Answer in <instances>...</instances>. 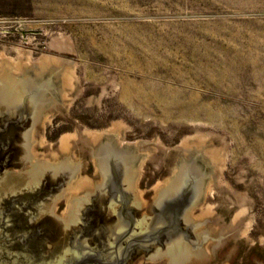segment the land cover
<instances>
[{"label": "rangeland", "instance_id": "rangeland-1", "mask_svg": "<svg viewBox=\"0 0 264 264\" xmlns=\"http://www.w3.org/2000/svg\"><path fill=\"white\" fill-rule=\"evenodd\" d=\"M75 63L83 89L44 131L56 144L77 125L123 142L172 149L218 134L228 187L252 203L245 237H264V0H0V52ZM133 264H169L168 258Z\"/></svg>", "mask_w": 264, "mask_h": 264}, {"label": "water", "instance_id": "water-1", "mask_svg": "<svg viewBox=\"0 0 264 264\" xmlns=\"http://www.w3.org/2000/svg\"><path fill=\"white\" fill-rule=\"evenodd\" d=\"M11 52L17 57L0 52V124L19 122L21 128L10 146L13 153L0 161V199L33 194L47 178L58 185L50 203L34 205L36 217L53 211L62 229H74L84 224L87 207L100 205L111 218L102 245L75 240L74 234L54 264H133L139 258L264 264V237L258 243L245 237L252 199L222 178L227 148L218 134L185 139L166 150L155 134L152 143L123 142L131 129L115 122L102 133L77 125L73 136L48 144L46 127L57 115L69 121L68 110L83 91L75 63L46 56L36 64L29 51ZM7 147L0 140V152Z\"/></svg>", "mask_w": 264, "mask_h": 264}, {"label": "flooded vegetation", "instance_id": "flooded-vegetation-1", "mask_svg": "<svg viewBox=\"0 0 264 264\" xmlns=\"http://www.w3.org/2000/svg\"><path fill=\"white\" fill-rule=\"evenodd\" d=\"M4 122L0 124V129H3L0 132V140L8 147L5 152H0V161L6 157L8 159V155L13 153L15 148L10 149V146L15 145L14 141L19 136L17 130L21 128L19 122L10 121L8 126L4 125ZM57 185L58 183L46 178L33 194L1 197L0 264H54L57 255L71 245L74 234L78 235L75 240L89 239L92 246L102 245L105 224L111 221L110 217L105 216L103 206L87 207L81 217L84 224L74 229L72 227L62 229L57 222L56 212L50 211L43 216H35L37 212L34 211V205L50 203ZM101 199L98 201L107 202ZM61 231L65 233L64 236L61 235ZM126 264H130V260Z\"/></svg>", "mask_w": 264, "mask_h": 264}]
</instances>
